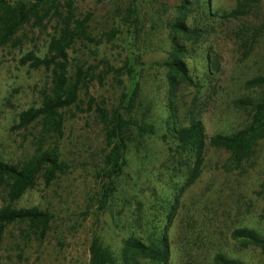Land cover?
<instances>
[{"label": "rangeland", "instance_id": "374dc122", "mask_svg": "<svg viewBox=\"0 0 264 264\" xmlns=\"http://www.w3.org/2000/svg\"><path fill=\"white\" fill-rule=\"evenodd\" d=\"M190 1L195 10L186 22L202 31L183 42L193 83H181L176 97L170 95L164 62L171 50L169 25L180 17L175 7L179 0L74 2L77 13L90 14L91 34L105 36L100 44L78 41L69 49V75L74 76L77 65H97L100 60L121 66L131 54L141 71L134 110L153 122L156 130L153 136L137 139L140 144L135 140L130 146L127 165L103 212L98 211L102 194L99 173L108 148L102 123L95 111L85 110L86 102L92 95L108 109L117 107L122 93L130 89L128 76L123 74L119 82L109 73L81 88L77 104L60 110L63 126L57 138L52 131L44 132L47 129L42 119L25 127L15 126L19 114L39 106L42 93L49 91L50 69L21 65L19 59L29 51L39 56L47 53L54 21L45 26L26 23L13 40L0 47V159L21 163L42 137L44 148L59 146L60 160L66 165L49 185L39 179L15 202L16 207L38 206L52 214L44 240L34 235L24 237V224L7 226L0 264H88L93 236H100L118 251L123 237L146 235L153 224L163 227L172 211L167 231L170 264H211L217 252L246 264H264V249L231 237L238 226L264 234V137L237 167L227 151L208 145L200 176L187 186L185 162L174 159L160 137L166 133L164 121L171 98L180 119L185 120L189 112L199 114L207 137L233 132L249 122L247 112L235 101L260 94L258 89L246 88L244 82L264 74V0H249L237 17L225 15L235 8L237 0ZM202 3L205 6L198 7ZM133 8L136 14H130ZM242 39L254 41L244 47ZM3 196L0 187V207Z\"/></svg>", "mask_w": 264, "mask_h": 264}, {"label": "trees", "instance_id": "16d2710c", "mask_svg": "<svg viewBox=\"0 0 264 264\" xmlns=\"http://www.w3.org/2000/svg\"><path fill=\"white\" fill-rule=\"evenodd\" d=\"M75 1L77 0H0V47L13 40L18 29L26 23L45 26V23L54 21V33L48 41L47 53L39 56L29 51L19 59L21 65L27 64L31 68L43 66L50 69L49 91L42 93L39 106L29 107L19 114L15 126L25 127L37 119H42L47 129L44 132L52 131L57 138L61 136L63 126L60 110L77 104L81 88H86L93 79L101 81L109 73L119 82H121L120 76L123 74L128 76L130 89L122 93L117 107L108 109L103 102L97 101L92 95H89L86 102L85 110L95 111L102 123L108 148L99 173L102 194L98 200V211L103 212L110 204L112 192L116 190L115 181L123 174L127 165L126 154L130 146L137 139L153 136L156 130L153 122L139 112L135 113L134 110L141 87L139 81L141 71L137 70L138 63L131 54L121 66L115 67L108 61L100 60L97 65L87 67L77 65L74 76L69 75V49L74 48L78 41L100 44L103 41L102 36H105V34L100 36L91 34L90 14L77 13ZM237 2L235 8L225 15L239 16L245 11L249 0H237ZM202 5L203 3L198 7L205 6ZM175 7L180 17L169 25L171 50L164 62L170 95L173 97H176L175 90L181 83H193L189 67L184 60L186 46L183 42L190 39L191 35L200 36L202 31L198 25L190 27L186 22L187 15L195 10L190 0H179ZM208 9L210 11L209 6ZM136 12L133 8L130 14ZM200 14L203 15V11ZM114 35L115 31L112 32V36ZM254 35H257V31ZM242 40L244 47H248L249 43L254 41ZM99 66L103 68L101 72H96ZM244 86L260 90L257 98H238L235 101L236 106L247 112L249 122L233 132H218L211 137H207L199 114L189 112L188 117L182 120L177 115L176 102L172 98L169 100L168 113L164 121L166 133L160 137L168 145L172 157L180 163L182 159L187 166V180L184 186L192 184L200 176L208 145L227 151L232 165L237 167L253 154L255 146L264 137V74L249 78L244 82ZM39 142L33 153L21 163L13 164L0 159V187L4 190V203L0 207V246L5 228L11 224H24L26 229H21L22 235L26 238L34 235L39 241L44 240L50 228L52 214L48 210L38 206H15V202L27 190L34 188L39 179H43L44 184L49 185L58 173L66 168L60 160L57 144L44 148L42 137ZM137 144H140V141ZM175 208L176 204L173 205V210ZM173 213L172 211L168 215L163 227L153 224L152 231L146 235L123 237L118 251L113 250L100 236H93L89 244L88 264H170L171 250L167 231ZM231 237L242 244H253L264 249V234L256 228L238 226L232 230ZM211 264L246 263L224 252H217L213 255Z\"/></svg>", "mask_w": 264, "mask_h": 264}]
</instances>
